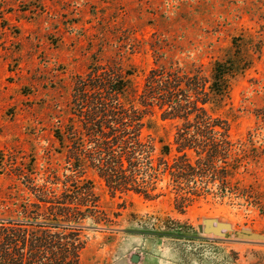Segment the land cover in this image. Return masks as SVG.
Segmentation results:
<instances>
[{"label":"rangeland","instance_id":"1","mask_svg":"<svg viewBox=\"0 0 264 264\" xmlns=\"http://www.w3.org/2000/svg\"><path fill=\"white\" fill-rule=\"evenodd\" d=\"M235 39L253 64L213 112L228 121L234 141L256 131L253 145L263 149L257 115L264 109V0H0V222L23 217L20 206L36 201L30 187L60 190L49 178L70 174L56 131L74 117L75 81L89 66L115 62L133 74L139 94L156 66L209 74ZM158 123V138L172 142L175 124ZM237 177L264 195V159ZM86 178L114 226L84 232L80 264H264V214L257 208L209 198L180 214L169 190L152 200L112 195L91 171ZM210 220L232 229L216 235ZM172 226L183 227V236H166Z\"/></svg>","mask_w":264,"mask_h":264},{"label":"trees","instance_id":"2","mask_svg":"<svg viewBox=\"0 0 264 264\" xmlns=\"http://www.w3.org/2000/svg\"><path fill=\"white\" fill-rule=\"evenodd\" d=\"M237 41L228 57L211 64L209 74L203 67L156 66L139 94L133 74L113 61L96 62L77 76L74 117L56 131L70 174L49 178L54 186L61 183L60 190L30 187L36 201L20 206L23 217L0 222V264H80L84 232L114 226L88 171L112 195L131 192L152 200L169 190L180 214L209 198L264 214L263 193L237 177L264 159V148L253 145L258 133L234 141L228 121L213 112L230 99L235 78L253 64ZM257 116L264 124V109ZM158 117L175 124L172 142L158 138ZM182 232L172 226L165 235L182 237Z\"/></svg>","mask_w":264,"mask_h":264},{"label":"water","instance_id":"3","mask_svg":"<svg viewBox=\"0 0 264 264\" xmlns=\"http://www.w3.org/2000/svg\"><path fill=\"white\" fill-rule=\"evenodd\" d=\"M208 222H209V224H213V225L211 226V231H212L214 234H216V235H222V234H223V233H222V230H223V229H225V230H231V229H232L231 225L228 224V223L216 222V221H214V220H210V221H208ZM214 224H216V225H214ZM198 229H199V232H200V233H203V232H204V224H203V225H200V226L198 227ZM242 233H243V236H245L246 238L261 239V236H258V235H255V234H252V232L249 231V230H243ZM137 260H138V257H134V258H133V261H137Z\"/></svg>","mask_w":264,"mask_h":264}]
</instances>
